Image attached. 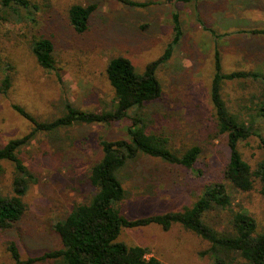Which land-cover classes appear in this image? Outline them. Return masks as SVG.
Masks as SVG:
<instances>
[{"label":"rangeland","instance_id":"1","mask_svg":"<svg viewBox=\"0 0 264 264\" xmlns=\"http://www.w3.org/2000/svg\"><path fill=\"white\" fill-rule=\"evenodd\" d=\"M41 0H37L39 3ZM147 7H131L119 0H45L36 21L18 20L0 4V79L12 64V87L0 93V147L22 138L34 125L13 105L24 107L39 121H49L64 112L69 99L84 110L101 112L113 106L114 90L106 75L108 61L128 57L138 71L159 59L174 39L173 15H179L182 37L169 60L157 70L161 96L150 103L151 129L168 138L176 151L193 145L202 152L192 170L141 155L122 174L127 197L121 213L136 219L191 206L204 189L223 181L233 197V209L251 215L257 231H264V196L256 185L248 192L234 190L224 179L229 158L225 135L218 134L211 100L216 72L215 48L219 49L223 73L237 70L264 72V0H136ZM74 4L95 7L86 32L77 33L69 21ZM207 28V29H206ZM209 30H214L213 35ZM44 35L55 45V68L44 69L31 50L34 37ZM259 94L249 80L228 81L223 87L227 105L252 120V96ZM256 131L264 138V121L255 118ZM129 121L110 126L80 125L56 133L36 132L20 156L33 172V183L24 201L27 210L14 228H0V263H11L7 245L15 240L23 258L36 257L62 247L54 224L67 216L76 203L89 200L95 191L89 175L101 156L99 138L117 139L126 134ZM261 138L253 135L239 145L243 158L254 166L264 159ZM0 190L11 194L13 166L3 163ZM230 212L207 217L220 230L229 226ZM128 246L145 247L149 256L165 264H213L204 253L209 243L180 224L169 230L159 225L125 228L118 237ZM35 264H57L54 260ZM230 264H250L238 257Z\"/></svg>","mask_w":264,"mask_h":264},{"label":"trees","instance_id":"2","mask_svg":"<svg viewBox=\"0 0 264 264\" xmlns=\"http://www.w3.org/2000/svg\"><path fill=\"white\" fill-rule=\"evenodd\" d=\"M131 7H147L150 1L119 0ZM190 2L192 0H174ZM0 0L3 11L16 16L18 20L36 21L45 0ZM0 10V12L2 11ZM95 7L74 4L69 9V21L74 30L83 34L90 26ZM174 39L164 54L157 60L147 63L138 71L134 63L125 56L112 57L106 66L107 78L114 90L113 106L101 112L84 110L75 106L69 99L64 101V112L49 121H39L24 107L14 104V109L27 118L33 125L32 133L13 138L0 147V171L3 163L13 166L11 194L0 190V228L9 230L18 224L26 213L24 197L29 187L37 181L33 172L20 156L23 146L30 143L36 132L56 133L80 125L110 126L118 122L129 121L126 134L117 139L101 136L100 158L90 170L89 179L95 187L89 200L76 203L67 216L54 224V230L60 236L62 247L47 251L36 257L23 258L15 240H10L7 251L11 263L35 264L38 261L54 260L57 264H165L155 256H149L145 247L128 246L118 241L125 228H137L147 225H159L169 230L174 224L205 239L210 247L204 252L210 255L213 264H230L241 257L250 264H264V231H257L256 220L246 212L233 209V197L223 181H215L204 186L203 191L191 206L179 211H168L129 219L124 216L119 204L127 197L122 174L126 168L141 155L158 158L161 161L195 169L202 149L193 145L185 151H176L167 137L151 129L154 120L150 114V103L161 96V85L157 77L159 66L170 59L174 47L182 37L179 15H173ZM207 29V28H206ZM216 35L214 30H209ZM254 34L264 35V29H255ZM32 53L37 62L46 70L55 68V45L52 39L44 35L34 37L31 43ZM216 72L211 86V100L216 118L218 134L225 135L229 149V158L223 170L224 179L234 190L248 192L256 185L264 196V159L252 166L243 158L239 145L253 135H257L264 145L263 136L256 131L255 118L264 121V72L237 70L222 72L221 57L215 48ZM0 53V68L2 65ZM12 64H8L5 76L0 79V93L7 94L12 87ZM251 80L259 89L252 96L247 111L255 112L252 120L247 121L242 112H235L227 105L223 96V87L228 81ZM230 212L229 226L220 230L208 219L212 212L223 214Z\"/></svg>","mask_w":264,"mask_h":264}]
</instances>
